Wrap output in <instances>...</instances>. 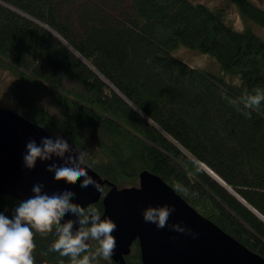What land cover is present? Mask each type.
<instances>
[{
    "label": "trees",
    "instance_id": "obj_1",
    "mask_svg": "<svg viewBox=\"0 0 264 264\" xmlns=\"http://www.w3.org/2000/svg\"><path fill=\"white\" fill-rule=\"evenodd\" d=\"M230 4L240 30L224 8L192 0H0V69L22 116L73 143L111 185L136 186L147 170L186 187L188 195L177 192L186 202L264 257V222L200 167L264 217V102L247 109L241 99L264 92V39L249 26L264 27V7ZM179 43L210 54L238 82L174 57ZM19 202L0 194V213L11 219ZM55 239V229L34 232V264H70L49 251ZM125 264H141L136 245Z\"/></svg>",
    "mask_w": 264,
    "mask_h": 264
},
{
    "label": "water",
    "instance_id": "obj_2",
    "mask_svg": "<svg viewBox=\"0 0 264 264\" xmlns=\"http://www.w3.org/2000/svg\"><path fill=\"white\" fill-rule=\"evenodd\" d=\"M42 137L52 138L42 126L12 110L0 108V194L23 201L33 195L32 186L42 182V192L49 195L71 187L76 193L74 202L82 206L101 201L102 214L117 225V230L112 233L116 239V249L109 257L111 261L125 264V256L130 254L133 242L137 241L141 264H264V257L249 250L201 215L152 172L141 171L137 186L118 188L104 180L91 167L86 168L88 174L101 183L104 192L99 193L92 186L80 188L79 182L67 185L62 180L55 181L53 173L45 170L46 165L53 161L58 165L62 163L55 157L50 161L38 160L36 167L31 170L25 168L23 155L27 142L35 139L39 144ZM73 154L75 155V151ZM200 165L211 178L264 222V217L233 192L216 173L203 163ZM213 174L217 177L212 176ZM164 204L175 208L169 218V225L181 224L196 235L177 232L170 227L157 229L154 224L143 220L142 210L145 207ZM65 219L76 218L69 214ZM76 226L74 224V228Z\"/></svg>",
    "mask_w": 264,
    "mask_h": 264
},
{
    "label": "clouds",
    "instance_id": "obj_3",
    "mask_svg": "<svg viewBox=\"0 0 264 264\" xmlns=\"http://www.w3.org/2000/svg\"><path fill=\"white\" fill-rule=\"evenodd\" d=\"M242 102L247 109L259 108L264 102V92L255 89L254 94L245 91ZM235 104V101H230ZM137 115L143 116L139 109H133ZM250 116L249 112L244 113ZM75 151V155L73 152ZM86 154L73 150L68 141L61 136L54 138L42 137L37 144L30 139L25 146L23 165L27 169L36 167L37 161H50L57 158L62 161L57 164L53 161L46 165V171L53 173L55 181H64L67 185H75L84 189L89 186L103 193L104 189L97 180L88 174L86 168ZM42 182H37L31 188L33 195L19 202L13 210L11 219L0 213V264H34L33 250L36 247L34 232L47 236L55 229L56 239L49 251L59 253L61 257L70 258V264H98V258L108 259L116 249V239L112 235L117 230L116 223L103 215L94 205L82 206L74 202L76 193L71 187L51 195L42 192ZM178 193L188 195V188L177 187ZM175 211L174 206L164 204L147 206L142 210V218L157 229L170 227L171 229L195 236L196 233L181 224L169 225V218ZM71 214L76 219H65ZM74 224L77 225L74 228ZM91 241L97 247L93 251Z\"/></svg>",
    "mask_w": 264,
    "mask_h": 264
},
{
    "label": "rangeland",
    "instance_id": "obj_4",
    "mask_svg": "<svg viewBox=\"0 0 264 264\" xmlns=\"http://www.w3.org/2000/svg\"><path fill=\"white\" fill-rule=\"evenodd\" d=\"M194 2L203 3L211 8L219 7L224 8L226 12V20L232 25L235 30H240L243 27V22L235 9V6L230 4V0H192ZM257 4L264 7V0H253ZM252 31L261 36L264 39V27L256 23L249 24ZM171 54L189 65L198 67L217 75H222L227 81L238 82V77L231 74L225 73L221 70L219 62L210 54L202 53L196 48H189L181 43L171 51ZM12 85V77L9 73L3 69H0V108L12 110L22 115V108L17 106L10 93ZM41 102L50 112L56 113L55 107L51 104L47 96H41ZM56 137V134H54ZM70 147L75 148L73 143L68 142ZM76 149V148H75ZM201 167V165H200ZM137 186V184H136Z\"/></svg>",
    "mask_w": 264,
    "mask_h": 264
},
{
    "label": "flooded vegetation",
    "instance_id": "obj_5",
    "mask_svg": "<svg viewBox=\"0 0 264 264\" xmlns=\"http://www.w3.org/2000/svg\"><path fill=\"white\" fill-rule=\"evenodd\" d=\"M136 245V248H138V251H139V247H138V243L137 241H134L132 246H131V251H132V248ZM139 257H140V251H139ZM140 263H141V260H140Z\"/></svg>",
    "mask_w": 264,
    "mask_h": 264
},
{
    "label": "bare ground",
    "instance_id": "obj_6",
    "mask_svg": "<svg viewBox=\"0 0 264 264\" xmlns=\"http://www.w3.org/2000/svg\"><path fill=\"white\" fill-rule=\"evenodd\" d=\"M216 174H213L212 176H214L215 178L217 177V176H215Z\"/></svg>",
    "mask_w": 264,
    "mask_h": 264
}]
</instances>
